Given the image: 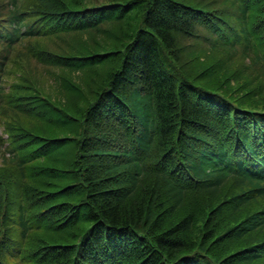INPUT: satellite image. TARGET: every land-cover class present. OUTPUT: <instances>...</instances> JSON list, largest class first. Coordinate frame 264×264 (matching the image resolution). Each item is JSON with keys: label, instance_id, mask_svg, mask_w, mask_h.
Returning a JSON list of instances; mask_svg holds the SVG:
<instances>
[{"label": "trees", "instance_id": "trees-1", "mask_svg": "<svg viewBox=\"0 0 264 264\" xmlns=\"http://www.w3.org/2000/svg\"><path fill=\"white\" fill-rule=\"evenodd\" d=\"M0 129V264H264V0H0Z\"/></svg>", "mask_w": 264, "mask_h": 264}, {"label": "rangeland", "instance_id": "rangeland-1", "mask_svg": "<svg viewBox=\"0 0 264 264\" xmlns=\"http://www.w3.org/2000/svg\"><path fill=\"white\" fill-rule=\"evenodd\" d=\"M12 74H14V73H12ZM13 79L12 78H9V79H6V82H11ZM46 80H48V78H46ZM46 85H48V84H46ZM0 134L3 136V137H5V135L2 133V130L0 129ZM0 161H1V157H0Z\"/></svg>", "mask_w": 264, "mask_h": 264}]
</instances>
